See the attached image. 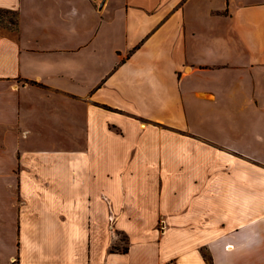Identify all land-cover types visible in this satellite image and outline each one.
Listing matches in <instances>:
<instances>
[{
    "label": "crops",
    "instance_id": "0c3cea01",
    "mask_svg": "<svg viewBox=\"0 0 264 264\" xmlns=\"http://www.w3.org/2000/svg\"><path fill=\"white\" fill-rule=\"evenodd\" d=\"M0 7V264H264V0Z\"/></svg>",
    "mask_w": 264,
    "mask_h": 264
},
{
    "label": "trees",
    "instance_id": "16d2710c",
    "mask_svg": "<svg viewBox=\"0 0 264 264\" xmlns=\"http://www.w3.org/2000/svg\"><path fill=\"white\" fill-rule=\"evenodd\" d=\"M7 14H12V16L8 20L9 24L4 26L0 25V31L6 30L8 34L16 36L19 30V13L17 10L0 7V20L4 21Z\"/></svg>",
    "mask_w": 264,
    "mask_h": 264
},
{
    "label": "rangeland",
    "instance_id": "374dc122",
    "mask_svg": "<svg viewBox=\"0 0 264 264\" xmlns=\"http://www.w3.org/2000/svg\"><path fill=\"white\" fill-rule=\"evenodd\" d=\"M12 16V14H7V16L5 17L4 21L0 20V25L4 26V25H8L9 24V18Z\"/></svg>",
    "mask_w": 264,
    "mask_h": 264
},
{
    "label": "built area",
    "instance_id": "2783aa9c",
    "mask_svg": "<svg viewBox=\"0 0 264 264\" xmlns=\"http://www.w3.org/2000/svg\"><path fill=\"white\" fill-rule=\"evenodd\" d=\"M168 264H173L172 262L168 263Z\"/></svg>",
    "mask_w": 264,
    "mask_h": 264
}]
</instances>
